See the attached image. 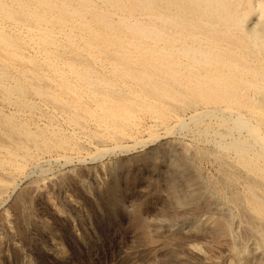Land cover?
<instances>
[{"label": "bare ground", "instance_id": "6f19581e", "mask_svg": "<svg viewBox=\"0 0 264 264\" xmlns=\"http://www.w3.org/2000/svg\"><path fill=\"white\" fill-rule=\"evenodd\" d=\"M158 125L167 133L186 129L194 140L190 150L182 145L179 165L194 175L184 178L189 193L177 203L208 193L228 212L216 214L210 231L232 235L233 218L244 215L249 236L264 247V0H0V174L24 169L36 152L74 146L79 134L119 146V138L142 129L154 137ZM200 160L215 173L201 176ZM133 220L139 224L140 215ZM54 247L59 261L67 258V249ZM93 250L100 253L99 246Z\"/></svg>", "mask_w": 264, "mask_h": 264}, {"label": "rangeland", "instance_id": "374dc122", "mask_svg": "<svg viewBox=\"0 0 264 264\" xmlns=\"http://www.w3.org/2000/svg\"><path fill=\"white\" fill-rule=\"evenodd\" d=\"M3 110L11 111L13 109L8 106H3ZM155 127L154 130L156 131V135L154 137H151L147 130L142 129L135 137L123 136L121 137V139L123 138L122 140L119 138L117 142L120 144L119 146L114 144L109 137V139H97L96 143L95 139L79 134L77 136L79 138L75 137V141H73L75 143L74 146H70L71 148L73 147L72 149L70 147H66V149L53 148L46 151L47 154H45L46 152H36L35 159L27 163V166L25 165L23 167L24 169L4 170L5 172L3 171L0 174V179L3 181L1 182L0 180V264H46L47 262H49L47 264H57L58 262V264H77V262L78 264H90L91 258L89 255H94L93 264H180L179 262H181V264H264V256L262 258L257 256L260 252H264V247L263 245L261 246L259 239H256L257 235L255 237V234L250 232L252 238L249 236L248 229L250 222L246 216L244 217V215H241L243 221L239 223L238 219L242 220L239 215L233 218L235 222H233V220L231 222L232 230L234 229L232 235H218L210 231L209 227L213 225V220L217 218V215L218 217L219 215L222 217L228 214V212L225 206L217 199L211 197L208 193H204L209 195L208 197L210 200H208L209 198H207L206 195L201 194L194 202H187L186 204L177 203L179 197H187L189 193L188 186L183 182L184 178L194 175L192 169L186 168V171L179 165L180 159L184 155L183 146L186 147V150H190L194 140L186 129L176 131V133H167L162 125ZM62 128L66 132L70 130L67 126H63ZM80 138H82V140ZM137 139H142V145L141 142L139 145H136L138 144L136 141ZM100 140L103 142H100ZM129 142L130 146L127 147ZM174 143L178 145H174ZM76 144L78 147H76ZM185 144L187 145L185 146ZM82 147H85V149ZM98 147L100 149H98ZM124 148L127 149V151H125ZM145 149L146 151H144ZM107 150H109L110 154ZM154 150H157L156 153ZM94 153L99 155L96 156ZM154 153L157 154V158ZM39 154H41L40 157ZM82 158L85 159L83 160ZM200 161L198 162V168L201 176H209L215 173L213 171L214 166L210 161ZM138 162L141 164L140 166ZM56 163H58V166ZM209 163H211V165ZM51 164L52 166H49ZM98 164H100V167ZM73 167L76 170H74ZM8 172L10 173L9 175ZM95 173H98V175ZM57 174L59 176H57ZM1 176L6 177V179L1 178ZM77 176L79 178H77ZM108 178L109 180H107ZM28 180L31 182L27 183ZM170 181L175 183L174 198L169 188ZM191 185L193 188L197 187L196 183ZM69 195L70 197H68ZM211 202H214L213 204H216L215 206L220 207L216 208ZM165 203L167 206H165ZM15 204L16 206H14ZM175 207L177 209H175ZM208 208L212 210L210 211ZM180 210H182L181 213ZM217 210H219L218 213ZM136 214L141 217V222L139 224L135 223L133 220ZM212 214L214 217H212ZM24 217L26 220H24ZM185 218L186 220L184 221ZM42 221H44V223ZM3 222L5 223L3 224ZM237 223L239 224L238 226H236ZM172 224L174 226H172ZM242 226L245 228L243 229ZM235 227H237L238 230ZM240 227H242L241 230ZM246 227L248 229H246ZM235 230L240 233L235 232ZM241 231L244 232L243 235ZM112 232L115 233L111 235L110 233ZM248 237L251 238V241ZM180 238L182 241H179ZM250 242L253 243L254 246L260 244L258 245L260 247L255 246L256 250H253L254 246ZM55 243L59 246V253L62 252L63 248L67 249L68 256L66 259L59 261V258H57L59 254L54 251ZM84 243L90 245V248H86ZM95 246H99L100 253L94 252L93 248ZM237 246L241 251L246 252H241L237 249ZM232 247L233 250L231 252ZM248 247L252 248V250ZM91 248L93 251H91ZM236 250L240 253L238 251L236 252ZM247 251L248 253L252 252V256L250 253L248 256ZM39 254L41 259L39 258ZM255 255L257 258L254 257ZM247 256L249 257V261H243V258ZM236 259L237 262H234ZM231 260L233 262H231Z\"/></svg>", "mask_w": 264, "mask_h": 264}]
</instances>
